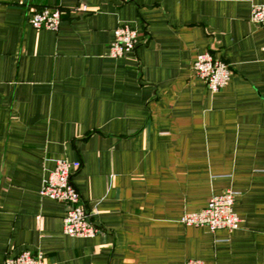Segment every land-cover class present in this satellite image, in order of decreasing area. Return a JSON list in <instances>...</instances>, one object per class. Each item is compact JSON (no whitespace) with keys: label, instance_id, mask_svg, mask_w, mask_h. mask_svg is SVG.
Instances as JSON below:
<instances>
[{"label":"crops","instance_id":"1","mask_svg":"<svg viewBox=\"0 0 264 264\" xmlns=\"http://www.w3.org/2000/svg\"><path fill=\"white\" fill-rule=\"evenodd\" d=\"M264 0H0V264H264ZM85 4L88 12L78 7ZM58 8L57 31L33 11ZM141 39L109 56L113 31ZM231 71L216 93L193 70ZM58 160L93 237L63 233L66 205L39 190ZM233 191L238 229L184 226Z\"/></svg>","mask_w":264,"mask_h":264},{"label":"built area","instance_id":"2","mask_svg":"<svg viewBox=\"0 0 264 264\" xmlns=\"http://www.w3.org/2000/svg\"><path fill=\"white\" fill-rule=\"evenodd\" d=\"M81 13L88 12V7L81 4L78 7ZM62 12L58 8H43L33 11L28 16L29 25L35 30L46 29L57 31ZM250 22L256 27L264 28V3L253 5L250 13ZM141 39L137 31L127 25L118 26L113 31V41L110 44L109 56L120 58L135 50ZM264 54V44L261 48ZM195 75L201 79L212 93L218 92L229 81L231 71L229 66L215 59L210 53H202L193 63ZM81 164L76 161L70 163L58 160L54 170L42 183L39 194L66 205L63 218V233L70 237H93L99 229L90 220L80 195L71 182L73 173L80 169ZM236 193L226 191L213 195L207 205L198 212L186 213L180 218L184 226L206 227L211 232L219 229L234 231L238 229L240 220L234 211ZM4 264H45L40 253L23 251L16 256L7 257ZM186 264H202L200 261L190 260Z\"/></svg>","mask_w":264,"mask_h":264}]
</instances>
